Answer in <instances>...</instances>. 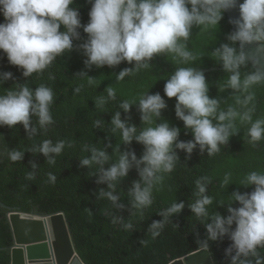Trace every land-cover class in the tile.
I'll list each match as a JSON object with an SVG mask.
<instances>
[{"label":"clouds","instance_id":"obj_1","mask_svg":"<svg viewBox=\"0 0 264 264\" xmlns=\"http://www.w3.org/2000/svg\"><path fill=\"white\" fill-rule=\"evenodd\" d=\"M88 3L91 5L89 20L82 24L79 7L73 6L76 0H0V13L4 17V22L0 23V51L6 54L11 65L22 70L25 78L43 73L58 56L76 49L86 57L84 63L89 70L93 66L116 67L123 62L134 65L116 74V79L122 81L134 71L148 67L161 53L174 54L183 63L195 61L187 45L193 29L205 30L220 24L224 14L237 7L238 0H88ZM239 12V18L229 21L235 25V30L227 35L229 42L220 44L212 52L229 74L223 87L232 90L235 106L224 110L218 98L210 97L209 82L203 71L197 67H178L166 79L164 95L176 98V117L193 136L192 140L182 141L180 128L167 120L137 132V126L129 122L130 116L122 119V112L130 113L136 105L142 124H151L153 117L161 120L167 103L159 93H147L140 97L138 104L122 101L119 107L123 111H116L112 116L111 131H119L125 145L133 141L142 144L144 151L138 158L134 150L121 151L119 147L114 149L119 152L118 160L110 162L106 147L84 146L83 150L90 155L79 160L80 167L98 166L96 183L107 186L96 192L98 199L106 198L113 208L125 209L116 191L117 184L135 168L139 179L133 181L127 195L130 208L142 213L152 205L154 189L174 170L180 159L177 149L185 151L188 159L197 148L201 155L206 152L209 157L214 156L221 145H229L230 138L238 134L237 121L250 125L246 132L249 143L255 145L264 140V119L252 118L255 111L252 89L264 83V70L241 72L247 64L244 53L247 46L256 44L258 51H264V0H243ZM81 28L87 39L75 44L74 41L81 40ZM77 75H86L89 85L95 83V77L87 72ZM11 79L12 72H0V85ZM49 79L55 77L50 74ZM80 91V87L74 89L76 93ZM105 91L107 97H99L95 101L97 107L116 99L111 85ZM53 103L54 94L48 86L41 84L32 89L17 82L15 88L10 87L0 94V126L15 128L22 124L27 136L32 138L40 129L46 130L54 123L50 111ZM94 127L101 129L102 121H94ZM65 146L64 140L53 143L45 139L29 151L43 154L46 162L54 165L55 157ZM24 156L25 151L8 152L12 162L23 161ZM37 167L35 162L31 163L28 179L35 178ZM48 180L55 183L56 176L48 173ZM230 180L231 173H226L221 187ZM211 183V177H199L195 181V200L187 205L197 219L207 221L202 223L206 238H197V245L207 250L211 242L227 237L232 242L225 249L229 264H264L260 253V249H264V172H249L239 185L254 186V189L245 193L234 191L230 202L221 204L227 205V216L208 211L213 204V198L208 195ZM234 203L239 206L234 207ZM185 206L183 201H177L160 211L158 214L163 219L153 221L148 227L152 238L159 236L169 219L180 214ZM123 220L122 216L112 217L113 224L121 223L125 229H131L132 224H124Z\"/></svg>","mask_w":264,"mask_h":264},{"label":"trees","instance_id":"obj_2","mask_svg":"<svg viewBox=\"0 0 264 264\" xmlns=\"http://www.w3.org/2000/svg\"><path fill=\"white\" fill-rule=\"evenodd\" d=\"M73 6L79 7L82 24H86L91 8L88 0H76ZM229 21L225 13L220 24L205 30L193 29L187 45L196 57L195 61L183 63L174 54L161 53L153 58L148 67L134 71L122 81L116 79V74L134 65L123 62L116 67L93 66L89 70L84 63L86 57L76 49L58 56L43 73H33L25 78L22 70L11 65L6 54L0 51V72L13 73V79L0 85V94L10 87L15 88L17 82L25 83L32 89L44 84L54 94V103L50 106L54 123L48 125L46 130L40 129L37 135L29 138L22 124L15 128L0 126V201L14 211L27 214L48 216L65 213L76 252L85 264H170L203 249L197 245L196 240L206 238V229L202 223L207 221L197 219L187 207L195 200V181L201 176L212 178L208 195L213 198V204L208 211H218L227 216V205L221 204L230 202V194L234 191L245 193L254 189V186L239 185L249 172H264V140L255 145L248 142V123L237 121L238 134L230 138L229 145H221L220 151L214 156L209 157L206 152L201 155L197 148L188 159L185 151L177 149L180 159L174 170L166 174L163 184L154 189L153 203L142 213L130 208L127 195L133 181L139 179L135 168L117 184L120 202L126 205L125 209L117 210L106 198H97L96 192L101 187H107L96 183L98 166L81 168L79 160L90 155L83 150L85 145L106 147L111 156L110 162L118 160L119 152L114 149L119 147L121 151L134 150L138 158L142 156L144 146L136 141L131 145L123 144L120 132L111 131V119L116 111H123L119 107L122 101L138 104L140 97L147 93H159L166 100L167 108L162 111L161 120L153 117L151 124H142L136 105L132 106L130 113L122 112V119L130 116L129 122L137 126V132L167 120L172 126L180 128V140H192L191 132L176 117V98L164 95L166 79L178 67H197L198 70L223 67L218 58L212 56V52L220 44L229 42L227 35L233 31ZM3 22L4 17L0 13V23ZM80 32L81 40L74 41L75 44L87 39L82 28ZM251 71L255 69L249 62L241 68L242 74ZM80 72L95 77V83L89 85L86 75H77ZM50 74L55 79H49ZM204 74L209 82L210 97L218 98L224 110L235 106L232 90L223 87L229 74L223 69ZM109 85L115 89L116 99L97 107L95 101L99 97H107L105 89ZM77 87L81 88L79 93L74 92ZM252 91L255 93L252 118L264 119V83L254 86ZM96 120L102 121L101 129L94 127ZM32 121L35 125L36 118L33 117ZM45 139L53 143L59 140L66 142L62 153L55 157L54 165L48 164L43 154L29 151ZM109 144L112 147H107ZM13 149L25 151L23 161L12 162L8 158V152ZM32 162L38 167L35 178L28 179ZM48 173L56 176L55 183L48 180ZM226 173H231V180L221 187ZM177 201H183L185 208L170 218L159 236L153 239L148 227L153 221L162 220L158 213ZM233 206L239 205L234 203ZM9 208L0 205V264H13L15 236L10 221L12 211ZM113 216H122L123 223H131L132 228L125 229L121 223L113 224ZM231 243L227 237L210 243L208 249L215 264H229L225 249ZM260 253L264 256V249H260Z\"/></svg>","mask_w":264,"mask_h":264},{"label":"water","instance_id":"obj_3","mask_svg":"<svg viewBox=\"0 0 264 264\" xmlns=\"http://www.w3.org/2000/svg\"><path fill=\"white\" fill-rule=\"evenodd\" d=\"M226 12L229 20L239 18V4ZM233 30L235 25L232 24ZM259 45H249L244 53L255 70H264V51ZM221 68L201 69L203 73ZM0 205L9 208L0 201ZM15 244L12 249L13 264H85L77 254L65 213L56 215L27 214L9 208ZM170 264H215L209 249H201Z\"/></svg>","mask_w":264,"mask_h":264}]
</instances>
